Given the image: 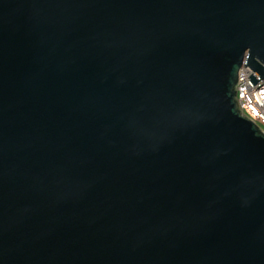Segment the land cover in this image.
<instances>
[{"label": "water", "instance_id": "95a60500", "mask_svg": "<svg viewBox=\"0 0 264 264\" xmlns=\"http://www.w3.org/2000/svg\"><path fill=\"white\" fill-rule=\"evenodd\" d=\"M242 64L264 0H0V264H264Z\"/></svg>", "mask_w": 264, "mask_h": 264}, {"label": "built area", "instance_id": "2783aa9c", "mask_svg": "<svg viewBox=\"0 0 264 264\" xmlns=\"http://www.w3.org/2000/svg\"><path fill=\"white\" fill-rule=\"evenodd\" d=\"M233 91L238 113L253 122L264 134V80L249 66L242 64Z\"/></svg>", "mask_w": 264, "mask_h": 264}]
</instances>
